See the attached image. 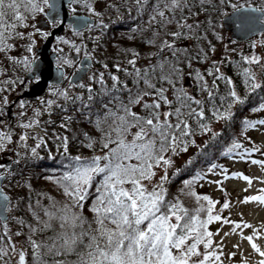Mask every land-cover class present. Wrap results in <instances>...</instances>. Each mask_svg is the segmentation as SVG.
<instances>
[{
    "label": "snow or ice",
    "instance_id": "6c2138e0",
    "mask_svg": "<svg viewBox=\"0 0 264 264\" xmlns=\"http://www.w3.org/2000/svg\"><path fill=\"white\" fill-rule=\"evenodd\" d=\"M74 4H83L90 14L99 15L89 4V0H70ZM137 16L141 23L131 29L129 40L140 38L141 43L157 47L155 62L149 56L146 67H137L140 53L126 49L124 55L126 66L119 62L113 65L115 73L109 71L108 64L103 63L105 71L94 73L89 80L100 85L94 91L91 85L74 84L87 91V102L83 96H74L68 89L53 87L51 95L55 99L41 101L43 111L34 109L33 116L26 122L24 101L19 102L21 111L17 113L18 126L23 130L13 140V130L0 129V152L8 149V145L16 143L23 153L16 152L21 159H42L40 150L48 149L51 140L57 145V152L68 161L65 171L45 176L44 179L59 190L61 199L44 192H35L31 183L25 181L18 185L26 189L25 196L13 204L12 198L5 192L4 181L13 175L14 169L0 164V264H223V242L214 245L213 233L208 226L213 222L227 225L231 222L220 214H213L215 205L207 195H198L192 191L197 181L205 176L197 173L192 179L183 181L181 194L192 197L197 207L189 209L183 205L178 196L169 198L170 183L168 170L173 168V157L187 152L189 145H195L192 138L200 133H213L209 123L211 118L217 121L230 119L233 104L241 103L240 97L232 87L233 80L225 76L220 64L224 61H212V68L206 75L212 77L211 82L198 69L192 70V59L204 62L214 47L209 44V51L197 48L195 56L187 47L180 48L177 41H194L200 44L206 39V31L201 32V24L196 19L207 6L217 8L213 0H134ZM219 5H231L234 13H244L242 20L264 23V4L254 7L241 4L239 0H218ZM54 7L50 0H0V53L11 48L8 41L15 36L23 38L16 32L17 25L27 27L25 13H43L45 8ZM23 10V11H22ZM249 13L260 14L257 16ZM147 16V19L144 17ZM192 22H189V21ZM211 26V21L208 22ZM175 26V30H172ZM106 27L102 20L98 25ZM39 31V30H37ZM150 33V35H146ZM45 37L47 33L43 34ZM170 37L171 39H168ZM157 41H160L157 46ZM68 43V41H63ZM77 54L82 49L72 45ZM256 45H253L255 48ZM32 52V47L27 49ZM63 52V49H58ZM170 54V55H169ZM85 58L94 60L91 53L85 52ZM244 64L240 75L251 93L264 88L253 67L258 66L264 75V61L257 55L243 56ZM22 63L27 70L32 69L35 57H25ZM74 60L61 58V65L72 66ZM187 65L189 72L200 90V96L192 95L180 83ZM129 66L131 70H129ZM239 68L240 65H237ZM111 80L109 86L106 80ZM117 73H123L131 81L121 79ZM227 88L226 95H220V84ZM17 81L4 80L0 85L15 84ZM168 85V87H165ZM171 90V98L169 96ZM0 91H9L0 87ZM100 96L99 108H94L96 97ZM126 97V99H125ZM63 100V104L58 103ZM81 101V117L87 121L88 130L73 133L71 137L62 133L72 132L74 122L72 115L65 116L49 135L48 127L55 122L51 119L41 123L40 117L46 112L49 117L53 108L67 112L66 104ZM11 102L7 96L0 97V116ZM139 109V111L135 109ZM254 111H264L261 103ZM5 123L0 120V124ZM245 128L264 126V119L243 121ZM40 128L44 135L40 136L32 130ZM216 135V133H213ZM31 139L34 143L29 144ZM77 140L81 147L97 151L90 157L71 156L69 143ZM243 145L234 141L229 152L242 149ZM15 151V149H11ZM259 151V149H253ZM249 150L240 154L243 159ZM50 159H54L48 149ZM191 163V161H189ZM254 165L264 168V161L251 160ZM220 166L211 164L207 172L215 174ZM225 174L227 169H221ZM163 172L162 175L159 173ZM175 175L180 174L177 168ZM239 176V174H235ZM158 177V179H157ZM225 175V179H227ZM249 185L252 180L243 176ZM219 186L222 182L215 181ZM223 191V188H220ZM264 192V189H261ZM248 200L258 201L264 205V195L252 196ZM207 202V207L200 203ZM226 200L220 211L228 209ZM14 209L26 210V216H9ZM206 214V219L202 215ZM10 220L16 230L9 227ZM251 227L248 224L235 223L233 231ZM228 234L225 233V236ZM23 237V241L18 238ZM252 250L261 257L258 264H264V250L253 243V236L244 237ZM238 247V246H236ZM235 253L230 254V258ZM241 264H247L243 258Z\"/></svg>",
    "mask_w": 264,
    "mask_h": 264
},
{
    "label": "trees",
    "instance_id": "16d2710c",
    "mask_svg": "<svg viewBox=\"0 0 264 264\" xmlns=\"http://www.w3.org/2000/svg\"><path fill=\"white\" fill-rule=\"evenodd\" d=\"M97 1L98 0H89V4L91 5V7H93V5ZM232 2L235 3L236 0H232ZM213 3L217 4V8H213L211 5H209L207 6V10L201 11L198 17L196 18L201 24L200 31L203 33L205 32V29H207L205 33L206 39L203 40V42L200 44H196L194 41H177L176 43L177 46L180 48L187 47L193 56H195L197 48H203L205 51H209V44L213 46L214 51L210 53V56L206 60H204V62H198L196 59H192V70L198 69L201 73H204L206 80H208V82L210 83L212 77L207 76L206 71L212 68V61H224V63L220 64L221 70L224 72L225 76L233 80L232 87L236 90L237 95L240 97L242 102L232 105L230 111V119H228L227 121H217L215 119H212L211 113L208 112L207 115L209 119L207 122L209 123V127L213 128L214 125H220L221 129L215 132L216 135H213V133H207L209 136H212L205 142V144H203L201 148H199V150H192V147H194L195 145L190 144L187 152H181L178 156L174 157L176 159L185 157V161L180 162L176 167H174V170H172V168L170 170V173L168 172L170 183H168L166 187L168 188L169 198L171 199L172 197H176L179 195L183 205L189 209H194L198 205L194 198L181 194L180 190L183 187V181L192 179L197 173L204 175L205 179L197 181L196 184L193 185L192 191L196 192L198 195H207L210 199H212L209 193L201 187V184L211 177V173L207 172V169L210 167L211 164L219 165L220 167L218 169L224 168V164L229 159H241L240 154L244 152V150H249L250 152L249 155H245L242 159L246 162H251V160H258L263 154L260 150H253L258 148L255 146L252 140L253 134L260 127L263 126L245 128V125L243 124V121L245 120L254 123L257 120L264 119V111H254L256 108L259 107L261 103H264V88L257 90L255 93H251L244 83L243 76L240 75V72L242 71L243 67H250L249 65L244 64L242 57L253 55L252 53L254 52V49L252 44H249L247 42L235 43L231 47H226L225 43L221 41L223 39L222 34L220 33L222 29V19L233 9L230 4L228 6L219 5L218 0H213ZM239 3L260 6L261 4H264V0H239ZM131 4L132 7H134L135 9V3ZM75 9H77V11L80 13L90 14L89 10L86 7H83L82 5L78 6V4H76ZM120 10L122 11L121 8ZM98 12L100 13L99 15H93L96 16L97 19L95 27H98L102 18H104L105 23L103 24L106 27L102 28L103 39L102 41H97L96 43L92 41H85L83 45L84 51H87V49L89 48V44L90 46L91 44H97V47L93 50L92 53L96 60L95 73L98 74L99 72L105 71V69L102 67L103 63H107L109 66L108 70L111 71V68L115 63L120 62V60H122L123 58H125V60L130 58L124 55V51L126 49H132L134 51L139 52L141 61H145L142 66L146 67L149 63L148 57L151 56L153 59V56L156 54V51L158 49L157 47L141 43L139 37L136 40L128 39V37L132 35L131 29L136 26L135 24H133L135 21L134 16L136 15V13L131 10L129 11V13L122 11L123 14H127L129 16L126 15L123 18L119 19L114 12L110 13L109 15L103 10H99ZM41 14L42 13L35 15ZM25 15L27 16V19L24 23L28 22L31 18H33V16L29 13H25ZM209 21H211V26H209L208 24ZM189 22L192 21L190 20ZM20 27L21 25L18 24L17 28ZM172 30H175V26H172ZM167 38L171 39L170 37ZM31 39L32 40L29 41L28 44H26L27 47H32L35 44V40L33 38ZM159 43L160 41H157V46L159 45ZM240 45L242 48L236 50V48H238V46ZM256 52H261L264 54V39H262L260 46L256 48ZM27 54V57L31 59L33 52L29 53L27 51ZM151 62L154 63L155 59H153ZM237 65H240V67L238 68ZM137 67L141 66L139 65ZM181 67H183L184 69V75L180 83L192 95L197 96V98H199V87L197 86L195 80L187 74L189 72L187 65H181ZM129 70H131V67H129ZM253 70L257 72V76L260 78L261 83L264 84V75H262L259 71V67L255 66L253 67ZM29 71L30 70H27L22 63L17 64L15 66L16 73L13 75V77H11V79H9L6 74L0 71V81H17V83L15 84L2 85L1 87L8 88V92H14L18 84L22 81L23 76H25V74H27ZM118 75L121 77V79L128 80V78L124 76L123 73H118ZM106 80L108 85L110 86L111 80L108 79L107 73ZM128 82L129 84H131L130 80H128ZM219 84L220 95H226L227 88L225 87V84L223 82H219ZM89 85H91L94 91L97 92L100 90L101 87L100 85L94 84L93 82H89ZM165 87H168V85H165ZM73 95L83 96L85 98L84 102H87L86 98L88 94L86 89H83L80 93ZM169 96L171 98V90H169ZM50 99H55V97H53L51 93L47 95L44 101ZM100 99V96L96 97V103L94 104V108H99ZM58 103L63 104L64 102L63 100H59ZM65 107L67 108V112H61L60 109L53 108L51 117H49L46 112H43L42 116L40 117L42 124L43 121L48 119H51L55 122L53 126L48 127L49 135L52 133L54 128L57 132L62 133V130L59 129L57 126L67 115H72L74 118V122L71 125L73 131L62 134H66L71 137L73 133L79 135L80 132L88 130L89 126L87 124V121L83 119V117H81L80 115V112L77 111V109H80V111H85L81 108V101L78 100L75 104H66ZM37 108L43 111V105L41 101L35 104H28V106L25 107V122L29 117L33 116V111ZM135 110L139 111L138 108ZM207 134L198 132L196 136ZM195 137H193L192 139L195 140ZM16 139L17 137L13 138L14 141ZM234 141L242 144L243 148L234 149L233 151L229 152V149L232 147ZM28 143L33 144L34 142L29 139ZM12 148L16 151L19 147L16 143H13ZM56 148L57 145L50 140L48 143V149H51L55 157L54 159L49 158L48 149L40 150V155L41 157H43L42 159H21V163L19 164L18 168L15 169L13 175L8 176V182L5 186L6 192L10 194L13 198V204H15L20 197L25 196L26 189L18 186L23 185L25 181L31 183L35 192H44L49 195L55 196L57 199H61L59 190L56 189L53 184L44 179L45 176H49L54 173L59 174L66 170L64 166L68 164V161L63 158L59 152H57ZM69 152L70 155L73 157H90L93 154H99L98 151L94 153L90 149L81 147L77 140L71 139L69 143ZM259 152H261V154ZM189 161H191V163H189ZM177 168L180 170L179 175L174 174ZM218 169L215 170V173L218 172ZM200 203L204 204L205 207H207L206 201H201ZM26 215V210L22 209H14L11 212V216ZM202 218L206 219V214L202 215ZM212 226L213 223L208 226V230L214 233ZM20 239L21 241H23V237H20Z\"/></svg>",
    "mask_w": 264,
    "mask_h": 264
},
{
    "label": "rangeland",
    "instance_id": "374dc122",
    "mask_svg": "<svg viewBox=\"0 0 264 264\" xmlns=\"http://www.w3.org/2000/svg\"><path fill=\"white\" fill-rule=\"evenodd\" d=\"M103 6V1L98 0L93 5V8L99 10V7ZM41 18L42 17L40 15H35V17L31 18L25 23L27 27L21 26L15 30L16 32L22 33L23 38L17 37L14 34L13 37L8 41V43L11 44V48L7 49L4 53H0L1 72L4 74L8 73L10 77H13V75L16 73L15 66L20 64L15 63L14 61H22L24 57L28 56L27 49L29 47H27L26 44L32 40L31 38L35 40V44L32 46L33 53H35V49L42 44L43 40L45 39L43 34H48L50 28H40L38 23ZM220 33L223 37L221 41L225 43L226 47H231L235 44V41L229 40L230 35L224 30V28L221 29ZM87 38L88 37L86 35H78L66 40L58 41L56 45L57 48L63 49V52H60L63 53V56H60L59 63L61 64V58H68L67 54L69 55V53H76L72 45L80 47L82 49L80 54L84 56L86 51H84L83 45ZM262 39H264V36H261L257 39L252 38L246 42L249 44L251 43L252 46L254 44L256 45V47L253 48L254 52L252 54L261 57V60L264 61V54L261 52H256V48L260 46ZM63 41H68V43H63ZM241 48L242 47L240 45L238 48H236V50ZM79 91H81L80 88H78L75 92L70 91V94L73 95ZM15 95L16 92L0 91V97L7 96L10 102L13 101ZM19 112L20 111H18V113ZM19 120L21 122H25L24 117L19 118ZM16 123V128H18V132L21 134L23 130L18 126V119ZM4 128L9 127L7 124H2L0 129ZM219 129L220 125H214L212 128L213 133L217 132ZM32 131L43 134V131H41L40 128H35V130ZM211 136L208 134L196 136V144L194 147H192V150H199V148H201L203 144H205V142L211 138ZM13 138L15 137L13 136ZM252 140L255 146L260 151H262V155H264V126L260 127L253 134ZM8 149L9 150L0 152V156L1 154H7L13 151L11 150L13 148L10 145H8ZM16 152L23 153V149L18 148L14 152V157L19 159L20 157L16 155ZM259 153L261 154V152ZM173 159L175 161L174 167H176L180 162L185 161V157L178 159L173 157ZM260 161H264V156L262 159H260ZM174 167L173 169L170 168L168 172L170 173L171 169L174 170ZM226 167V174L224 172L218 175H216V173H211L212 176L210 180L202 184V187L209 193L212 199L219 202L215 205L213 214L218 213L222 218H227L233 222L227 225H223L220 222H213L212 227L214 233L219 232V235L213 236V242L214 245L221 241L223 242V255L221 256L223 264H241L243 258H247V264H258V261L261 259V257H259V255L252 250L250 243L244 239V237L252 235V242L256 243L258 247L264 250V205L253 200H248L247 203H243V201L252 196L264 195V192H261V189H264V168H262L260 165H254L251 162H246L242 159L229 161L227 162ZM159 174L162 175L163 172H160ZM235 174H239V176ZM225 175H227V179H225ZM243 176L249 177L253 181L252 184L249 185L247 181L240 178ZM215 181H221L222 183L218 186ZM221 187L223 188V191L220 190ZM226 200L230 203V207L228 209H224L221 212L220 209ZM235 223H240L241 225L248 224L251 227H241L240 229H235V231H233ZM9 227L13 230H16L11 220ZM225 233L228 235L225 236ZM18 239L21 241L20 238ZM232 253H235V256L230 258V254Z\"/></svg>",
    "mask_w": 264,
    "mask_h": 264
},
{
    "label": "water",
    "instance_id": "95a60500",
    "mask_svg": "<svg viewBox=\"0 0 264 264\" xmlns=\"http://www.w3.org/2000/svg\"><path fill=\"white\" fill-rule=\"evenodd\" d=\"M50 2L54 7L49 8L47 11V18L53 22L57 19H62L63 23L59 27L53 29L44 44L37 49L35 63L32 65L31 72L26 75V79L33 80L35 77H38V81L31 82L28 89L21 95L25 103L27 101L36 102L38 98L45 95L51 84L59 85L63 82L64 68H59L55 65L57 53L52 51V44L56 36L63 34L65 24H72L75 30L84 29L89 24H94V20L89 17L71 16L68 10V5L71 3L70 0H50ZM244 15V13L233 12L223 20L225 29L230 31L232 38L239 42L246 41L264 32V23L242 20L241 17ZM247 15L257 16L260 14L249 13ZM44 25H46L45 22ZM90 65L91 61L84 58L81 62L82 68L76 72L71 81L73 83L80 82L87 71L85 66ZM4 163L7 166H11L12 169L17 167V164L12 165V161L10 160Z\"/></svg>",
    "mask_w": 264,
    "mask_h": 264
},
{
    "label": "flooded vegetation",
    "instance_id": "af4514ba",
    "mask_svg": "<svg viewBox=\"0 0 264 264\" xmlns=\"http://www.w3.org/2000/svg\"><path fill=\"white\" fill-rule=\"evenodd\" d=\"M131 2L134 3V0H111L109 8H118V7H120L122 9V11H124L126 13H129V11L133 9ZM73 66L74 67H79V61L74 59ZM18 88L20 90H22V89L24 90V81L21 84H19Z\"/></svg>",
    "mask_w": 264,
    "mask_h": 264
}]
</instances>
